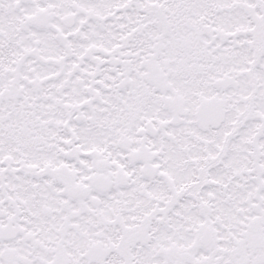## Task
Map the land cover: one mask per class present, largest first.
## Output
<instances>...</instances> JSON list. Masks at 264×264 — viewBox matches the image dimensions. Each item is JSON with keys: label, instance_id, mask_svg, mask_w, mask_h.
I'll list each match as a JSON object with an SVG mask.
<instances>
[{"label": "snow or ice", "instance_id": "snow-or-ice-1", "mask_svg": "<svg viewBox=\"0 0 264 264\" xmlns=\"http://www.w3.org/2000/svg\"><path fill=\"white\" fill-rule=\"evenodd\" d=\"M0 264H264V0H0Z\"/></svg>", "mask_w": 264, "mask_h": 264}]
</instances>
